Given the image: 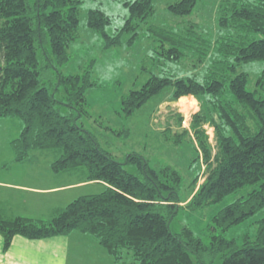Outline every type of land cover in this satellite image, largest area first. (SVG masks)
<instances>
[{
    "label": "trees",
    "instance_id": "trees-1",
    "mask_svg": "<svg viewBox=\"0 0 264 264\" xmlns=\"http://www.w3.org/2000/svg\"><path fill=\"white\" fill-rule=\"evenodd\" d=\"M198 2L178 0L167 9L177 17H190ZM81 3L0 0V118L23 123L11 143L16 160L52 152L56 174L105 186L78 197L50 220H0L4 249L16 235L36 240L79 232L94 237L114 264H264V219L256 236L245 237L241 246L220 234L212 235L207 244L190 227L180 233L171 228L181 208L199 210L245 188V194L213 217L210 228L226 232L264 208V71L254 90L249 89L250 75L239 72L242 64L264 60V0H221L218 25L227 33L213 41L193 22L180 28H146L155 44L152 58L160 66L195 57L204 67L186 74L158 67L121 101L122 111L130 116L170 87L175 100L189 95L202 100L205 115L193 120L191 129L203 154H197V161L206 165V174L185 206L184 177L178 169L152 166L137 152L121 162L83 125L86 94L97 83L91 71H62L78 37ZM154 3L126 2L129 17L112 35L107 30L111 17L101 9L88 11L87 27L102 37L105 49L122 47L125 35L127 45L133 46L139 29L155 14ZM206 124L214 128L215 150ZM198 182L196 176L192 185Z\"/></svg>",
    "mask_w": 264,
    "mask_h": 264
},
{
    "label": "rangeland",
    "instance_id": "rangeland-1",
    "mask_svg": "<svg viewBox=\"0 0 264 264\" xmlns=\"http://www.w3.org/2000/svg\"><path fill=\"white\" fill-rule=\"evenodd\" d=\"M80 1L82 3L80 4L78 37L70 45L71 60L62 68V71L65 75L91 71L97 83V86L89 89L86 94L87 105L84 108L83 125L97 136L105 150L121 162L128 154L137 152L146 157L152 166L169 164L178 169L184 177L181 196L184 200L183 205H187L204 182L206 174V165L203 162H200V165L197 161V156L202 158L203 154L191 129L192 121L205 115L206 107L202 100L194 95L175 100L174 89L170 87L130 116H126L122 111L121 101L131 90L139 89L150 77L151 71L157 72L158 67L169 68L177 74L204 69L201 65H197L195 57L186 58L178 65L167 63L160 66V63L152 58L155 44L146 28L149 25L180 28L182 24L193 22L198 25L199 32L205 38L213 41L218 35L227 33L226 30H220L218 25V8L221 0H199L195 12L190 17H177L168 11V6L178 0H155V14L139 29V38L135 44L128 46L129 35H125L123 46L112 49H105L102 37L87 27L88 11L101 9L109 15L112 24L107 30L112 35L124 26L129 17L125 3L135 0ZM45 48L48 51L51 50L49 45ZM262 71H264V60L245 63L239 68V72L250 75V90L256 88V80ZM4 126L0 125V160L5 158L4 148L7 146L5 141L10 135L8 131H5ZM204 128L215 150L214 128L210 124L204 125ZM33 156L55 159L53 153L48 151H38ZM130 170L134 171L133 168ZM196 176H199V182L194 187L192 182ZM97 191V187L85 188L83 192L81 191L82 193L74 191L72 194H62V197L70 196L71 201L74 193L75 197H78V195L100 192ZM246 192L247 188L242 189L227 196L221 202L199 210L181 208L173 219L171 228L175 233H180L184 227H190L207 244L211 243L212 235L220 234L227 239L235 240L241 246L245 237L256 236L259 224L264 219V208L226 232H214L210 227L217 213ZM86 238L96 240L90 235H86ZM85 251L88 252L87 249Z\"/></svg>",
    "mask_w": 264,
    "mask_h": 264
},
{
    "label": "crops",
    "instance_id": "crops-1",
    "mask_svg": "<svg viewBox=\"0 0 264 264\" xmlns=\"http://www.w3.org/2000/svg\"><path fill=\"white\" fill-rule=\"evenodd\" d=\"M0 125H5V131L10 134L5 141L8 146L4 148L5 158L0 160V220L17 217L50 220L70 202L85 195L75 197V193L85 188L104 189L103 183L87 182L81 176L56 174L53 170L55 159L34 158V153L17 161L11 143L20 135L23 124L16 118H0ZM74 191L71 201L70 196L62 197ZM97 263L114 264V261L96 240L79 232L36 240L16 235L7 250L0 234V264Z\"/></svg>",
    "mask_w": 264,
    "mask_h": 264
}]
</instances>
